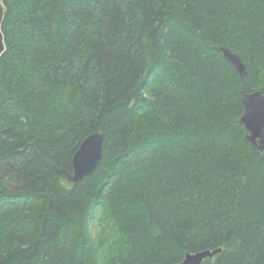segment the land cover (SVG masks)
<instances>
[{
  "label": "trees",
  "instance_id": "1",
  "mask_svg": "<svg viewBox=\"0 0 264 264\" xmlns=\"http://www.w3.org/2000/svg\"><path fill=\"white\" fill-rule=\"evenodd\" d=\"M2 1L0 264H264V0Z\"/></svg>",
  "mask_w": 264,
  "mask_h": 264
},
{
  "label": "water",
  "instance_id": "2",
  "mask_svg": "<svg viewBox=\"0 0 264 264\" xmlns=\"http://www.w3.org/2000/svg\"><path fill=\"white\" fill-rule=\"evenodd\" d=\"M5 7L0 4V58L6 49L2 22ZM221 52L236 68L241 78L244 77L247 67L239 54L227 46L220 47ZM244 114L241 122L248 130L247 138L261 151H264V92L255 90L243 92ZM104 134L96 130L81 142L80 147L73 156V172H65L69 180L74 183L91 175L97 168L103 154ZM222 248L207 249L195 253H187L184 260L174 264H203L206 258H213Z\"/></svg>",
  "mask_w": 264,
  "mask_h": 264
},
{
  "label": "rangeland",
  "instance_id": "3",
  "mask_svg": "<svg viewBox=\"0 0 264 264\" xmlns=\"http://www.w3.org/2000/svg\"><path fill=\"white\" fill-rule=\"evenodd\" d=\"M0 4H3V1L2 0H0Z\"/></svg>",
  "mask_w": 264,
  "mask_h": 264
}]
</instances>
